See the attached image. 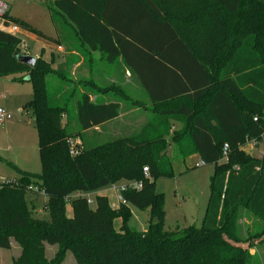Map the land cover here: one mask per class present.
I'll return each mask as SVG.
<instances>
[{"label": "trees", "instance_id": "1", "mask_svg": "<svg viewBox=\"0 0 264 264\" xmlns=\"http://www.w3.org/2000/svg\"><path fill=\"white\" fill-rule=\"evenodd\" d=\"M43 2L61 34L57 43L68 44L70 39L76 49L99 51L108 62L122 56L143 77L127 47L144 36L123 32L122 18L111 14L113 0ZM153 6L163 13L154 15L163 30L148 32L145 44H180L179 56L190 63L186 68L185 62H172L164 49L149 55L166 66L174 63L170 70L178 75V71L197 70L198 76L184 84L144 80L151 101L160 106L155 122L148 123L139 136L87 144L77 155L71 154L69 139L84 140L82 133L121 112L119 102L105 103L102 96L93 100L90 92L104 96L118 87H100L91 77L84 82L89 92L71 91L64 97L58 93L59 103H54L47 77H60L62 89L61 84L71 80L69 62L54 66L40 56L33 66L22 63L18 59L22 40L0 31V76L13 75L32 84L33 98L24 109L34 115L42 162L40 173L18 168V179L0 182V248H11L12 239L21 247L13 264H62L68 251L77 264H257V252L238 243L248 242L251 247L259 240L264 245V155L259 158L244 150L249 141H261L264 133V0H174ZM8 18L44 36L28 22ZM127 34L133 37L128 40ZM154 67L151 75L165 71ZM73 114L80 127L76 133L69 129ZM177 116L185 120L184 128L173 133L179 142L177 155L198 154L204 165H214L215 172L202 225L170 231L165 229L164 193L157 191L155 181L173 174L165 137L171 128L169 119ZM225 144H229L227 161L223 160ZM164 164L168 169L163 170ZM119 182H141L142 187L122 191L125 203L118 209L106 196L97 195L93 209L88 195ZM38 191L47 196V219L39 218L29 201V195ZM67 205L72 207L71 216ZM130 206L151 210L146 230L129 227ZM241 209L261 222L260 229L240 232ZM116 218L123 222L119 230L114 226ZM48 243L58 246L52 259L46 257Z\"/></svg>", "mask_w": 264, "mask_h": 264}, {"label": "rangeland", "instance_id": "2", "mask_svg": "<svg viewBox=\"0 0 264 264\" xmlns=\"http://www.w3.org/2000/svg\"><path fill=\"white\" fill-rule=\"evenodd\" d=\"M8 4H11V10L10 15L12 17H15L17 19H20L22 21L28 22L32 25L33 28L37 29L41 33L47 34L48 36H54L55 37V31H54V24L52 21V18L50 16V12L43 2L44 0H4ZM1 24V22H0ZM23 29V28H22ZM26 30H22L20 32V35L23 38H25L30 45V48H37L40 46L41 43H46L43 38L41 39L36 34H33L28 31L29 34L35 36L36 41L33 39L26 38L24 33ZM27 34V32H26ZM42 41V42H40ZM23 43V41H22ZM61 45H65L64 43H60ZM22 49V47H20ZM90 53V51L88 52ZM89 55V54H88ZM90 59H92L93 64L96 66L97 70L95 72L88 73L87 70L90 68ZM104 60V59H103ZM53 62L54 66H57L60 61H68L71 65V80L67 81L66 84H61L60 89V83L59 78L55 77L53 75H50L47 77L49 90L51 92V96L56 98L54 103H59L60 98L57 97L61 94L62 97L67 96L70 94L71 91L76 92H89L88 89L85 87H88L85 85L84 82L86 80H89L94 75L98 76V80H100L98 85H101L100 87L106 88L110 87L112 85H115L118 87L117 91H110V93H106L107 100H116L120 103V115L116 119L118 121H110L109 123H106V125L103 126L101 133H107L110 132L111 135L112 132H115L119 127L121 128V123L123 124V121L128 117L130 119L128 120V124H132V126H136L137 128L133 131L129 137H136L139 136V134L147 128V124L151 122H155L154 113L159 112V107L156 104H150L149 100L145 98L142 94L141 89L139 86H127L126 84H121V81L113 82V80L105 79V76H110L112 78H116V73L119 72V69L122 67L121 65L117 66V64L112 63V65L109 62H104L98 55H90V56H84L83 51H80V55H74L67 57L66 54L63 55V53L58 57V60H50ZM80 62V65H77V63ZM101 63V64H100ZM123 64V63H122ZM104 66L103 69L105 72H100L99 66ZM107 65V66H106ZM76 66V67H75ZM96 73V74H95ZM111 78V79H112ZM94 79V78H93ZM65 85V86H64ZM114 86V87H115ZM31 90L32 86L30 83H28L27 87ZM75 89V90H73ZM98 90V89H96ZM112 90V89H111ZM95 91V90H94ZM58 93H61L58 95ZM91 98L93 96L94 99H98V97L106 96L102 95L100 92H90ZM98 96V97H97ZM33 98L32 93L30 92L29 100ZM77 101V96L72 98V104L75 105ZM74 109V108H73ZM73 111V110H72ZM13 114V113H12ZM154 114V115H153ZM25 118L27 117H21V116H15V119L21 120V125H15L11 126L8 135L3 133V130H0V143L3 145L2 154L9 158L10 160L18 162V165L23 168V170L26 171H33L40 173L41 164L39 159V144H37L38 140V130L35 128V124L27 125ZM114 119V120H116ZM170 119H174L175 121H178L182 124V128H184V118L182 117H172ZM64 121H66V118H64ZM19 123V122H16ZM71 126H69L70 131L73 133H76L80 127L78 126L77 120L75 118V115L73 114V117L71 118ZM1 128V127H0ZM180 129V130H181ZM118 131V130H117ZM96 131H86L83 134L85 135V139H81L79 137H73L71 138L72 141L78 140L80 143V151L83 149L84 146L87 144L92 146V144L96 143H104L107 140L111 138H116L118 134H115L116 136H107L106 134H100V136L96 137V140H91L92 134H94ZM100 133V132H99ZM119 133V132H118ZM80 134V137L81 135ZM127 136V135H123ZM122 136V137H123ZM70 140V139H69ZM86 141L84 143L83 141ZM244 150L246 152H249L250 154H253L254 156H260L262 155L263 151V144L261 142H258L255 144L252 141H249L245 146ZM169 156L171 157L172 161V172L173 174L170 177H163L160 176L155 181V188L158 192L164 193V199H165V229L166 230H174L176 228H186L190 225H195L196 227H200L203 223V217L206 211V208L208 206V199L211 193V177L214 174V165H202L195 167V164L200 161V159L196 156L187 157L185 160L179 159L173 156V153L170 152ZM169 157V159H170ZM35 163L39 165V171L38 166H35ZM6 167V166H4ZM169 166L162 165L163 170L168 169ZM20 168V167H19ZM21 168V169H22ZM9 170L8 173L4 176H13L16 175V171L13 170L10 166L7 167ZM36 169V170H35ZM3 174V173H1ZM2 175H0V180L2 179ZM124 183V182H123ZM122 182L111 184L108 187L104 188L102 193L108 198V202L111 205L113 209H118L120 207V200L118 198V194L116 193L114 187H119L123 185ZM90 201L93 200L94 195L88 196ZM38 197L37 199H39ZM45 204V198L42 196L40 200L35 204L37 211L39 214L37 215L41 219H47L49 218V212L45 210L44 208ZM92 208L94 209L96 207L95 201L93 200V203L91 204ZM67 213L69 216L73 214L72 207L70 205H67ZM150 209H138L134 206H130V216L128 218V225L130 228L137 230V231H143L147 228L148 223L150 221ZM239 221H238V228L242 234H244L245 230L254 231L255 229H260L261 222L257 220L255 216H253L252 213H249L245 209H241L239 212ZM156 220V219H155ZM122 220L120 218H116L114 222V226L117 230H119L122 226ZM13 242V250H2L5 256H1L0 260L3 261V264H8V262L11 263V257L12 255H17V250L20 251L18 256L21 253V247L18 243V241L15 239H12ZM259 240H255L254 243L256 246H249V243H238V245L242 246L245 249H249L250 252L256 253V256L254 258V262L257 264H264V245H261ZM2 249V248H1ZM58 251L57 245H51L46 244V257L47 259H52L57 254ZM62 264H77L76 258L74 254L70 251H68L66 257L64 258V261Z\"/></svg>", "mask_w": 264, "mask_h": 264}, {"label": "crops", "instance_id": "3", "mask_svg": "<svg viewBox=\"0 0 264 264\" xmlns=\"http://www.w3.org/2000/svg\"><path fill=\"white\" fill-rule=\"evenodd\" d=\"M166 1H174V0H113V2H111V7H113V9H111V14L113 15L112 17H114V19L122 18L120 21V25L123 29V32L124 33H125V31L131 32L133 35H136L138 37L144 36V38H142V40L140 42L135 43V44L127 47L132 52V57H131L132 60H134V62L136 64H138L143 69L144 74H143V77H140L138 71H136L134 67L125 63L124 58L121 56L118 59H116L115 61L109 62L111 65H112V63H114V64H117V66H119V65L122 66L119 69V72L116 73V78H112V77L106 75L105 79L113 80V82L121 81V84L123 83V84H126L127 86H131V85L136 86V87L139 86V88L142 91L143 96L149 100L150 104H154V103L151 101L152 99L150 98L149 94L147 93V91L144 87V84H145V82H143L144 80H146V82L148 84H153V83H167L168 84V82H171V84H173V83L184 84V83H189L191 81V79H194L198 76L196 73L197 70L194 73L193 72L190 73V72H186V71H184L182 73V72L178 71L179 75H182V77H183L182 79H180L178 74H176L174 71L170 70V68H175L174 63H180V62L184 63L185 62L184 63L185 66L190 63L188 61V59L182 60L181 59L183 57L182 55L179 56L181 49H182L181 48L182 46L180 44L168 43L167 45H164V46L161 44H157V43L152 45V46L145 44L147 42V40H146L147 35L146 34L148 32H151V30H154V29H158V31L163 30V28L160 25H156L154 22V15L160 16L163 13L160 11V9H158V8L155 9L153 5H157L158 3H163ZM10 6H11V4H10ZM120 6H123V8H120ZM117 7L120 9H116ZM22 30L25 31V29H22L20 27L19 32L17 34H15L23 41V43L21 44L22 49H20L21 50L20 54H23V55L29 54V55H32V56L37 57V58L42 56V58H44L47 61H50L53 59L55 61L58 60V57H60V55L62 53H63V55L66 54L67 57H69V56L71 57L74 55H80L81 50L73 47V45L70 44L73 42L69 38H68L69 41H67L68 44H65V45H61L55 41V40H58L61 38L60 37L61 34L59 33V31H57V29L55 28V25H54V31L56 34L55 37L54 36H48L47 34H44L42 32V34H44V36H42V37L39 36V37L41 39L43 38V40L46 43H42V44L40 43L39 44L40 46H38L37 48H30V45L28 44L27 40L25 38L22 39V37L20 35V32ZM0 31H3V29L1 27H0ZM164 31L166 33L168 32L167 29H164ZM26 32H27V34H26ZM26 32L24 33L26 38L33 39L36 41V39H35L36 37L29 34L27 29H26ZM65 37H67V35ZM132 37L133 36L128 35L127 39L129 40ZM40 42H42V41H40ZM60 43H62V42H60ZM127 48H126V50H127ZM154 49H164V50L169 51L170 59L174 63L173 64L168 63L166 66V65H163V64L157 62L153 56L149 55L150 52ZM176 52H178V53H176ZM83 54H84V56L98 55V56H100L102 61L108 62L106 59H104V56L99 51L91 50L90 53H88V50H83ZM140 54H142V55H140ZM144 54H147V55H144ZM60 63H63V61H60L59 64ZM89 64H90V68H88L87 72L88 73L95 72L97 70V68L93 64L92 59H90ZM77 65H80V62L77 63ZM184 65H182V66H184ZM154 66H157V67H159L165 71L163 73L151 75L150 70L152 68H155ZM99 68H100L99 69L100 72H103V73L105 72L103 69H101V68H105L104 66L101 65V66H99ZM186 68H187V66H186ZM92 78H94V80H96L97 83L100 82V80H98V76L94 75V77H92ZM28 83H30V81H18L16 79H14L13 75L12 76H0V106L5 108L8 112L13 113L12 114L13 119L7 120L3 125L0 126L1 127L0 130H3V133H5L6 135H8L11 126L13 128V126L21 125L20 123H22V119L21 120L15 119V116H21L22 118L24 116L27 117V118H25V120H26V124L28 126L35 124V118H34L33 113L24 109V106L28 103L30 92L33 95V88L31 90L29 89V87L26 88ZM31 86H32V84H31ZM171 88H173V85L171 86ZM106 97H107V95L104 97H101L105 103L112 101V100H107ZM92 99L95 100L93 98V96H92ZM113 101H116V100H113ZM129 119H130V117H128L124 120H120L121 122L123 121V124L121 123V128L119 127V129H117L118 131L116 130L115 132H112V134H114V135H111L110 132H108V131H107V133H101L102 128L104 125H106V123H104L100 126H96L94 128H91V130L96 131L94 134H92L91 140H96L95 136L99 137L100 134H106L107 135L109 133L107 136H116L115 134H118V136H116V137H122L123 135H127V136L131 135L137 127L132 126V124L129 125L128 124ZM112 121H118V120L116 119V120H112ZM16 122H19V123H16ZM109 122L110 121H107V123H109ZM169 124L171 125L169 135L165 137V139L168 142V148L166 151V156L170 157L169 153L172 152L174 157L185 160L189 156H187L186 158H183V157L177 155L176 145L179 142L175 141L173 139V133L176 131H179L182 127V124L178 121H175L174 119H169ZM91 130H89V131H91ZM154 132H155V130H154ZM37 144H38V140H37ZM2 149H3V145H1V143H0V175H2V177H3L0 180V182L5 181V180L18 179L20 177L18 168L20 167L19 168L20 170H23V168L18 165V162L10 160L9 158L5 157L1 153ZM263 152H264V145H263L262 155H260L259 158H261L264 155ZM192 156H196L200 159V161H198L195 164V167H198L197 164L202 162L201 156L198 154H191L190 157H192ZM256 157H258V156H256ZM39 159H40V148H39ZM170 159H171V157H170ZM40 164H41V169H40V171H41L42 170L41 159H40ZM36 165L38 166V171H39V165L37 163H35V166ZM4 166H6V167H4ZM8 166H10L13 170L16 171V175H14L15 177L4 176L9 171L7 169ZM23 171H26V170H23ZM26 172H29V171H26ZM30 172H33V171H30ZM1 173H3V174H1ZM33 173H38V172H33ZM114 189H115L116 193L118 194V198H119L118 189H116L115 187H114ZM102 191L103 190H100V191L94 192L93 194H90V195H94V198L97 195H104L102 193ZM90 195H88V196H90ZM42 196L45 198V202H46L47 196H45L43 191H38L36 193L32 192L29 195V201L31 202V205L35 206V204H37V202L40 200V198ZM38 197H40V198L37 199ZM39 212H41V211L40 210L37 211L36 206H35L36 215H38ZM148 225H149V223H148ZM13 247H14L13 242L11 243V248H9V249L1 247L2 249L0 248V258H1V256H5V254L3 253L2 250H5V249L6 250H13ZM19 252L20 251L17 250V253H16L17 255H12L11 263L8 262V264H13L14 259L17 258ZM0 264H3L2 260H0Z\"/></svg>", "mask_w": 264, "mask_h": 264}, {"label": "built area", "instance_id": "4", "mask_svg": "<svg viewBox=\"0 0 264 264\" xmlns=\"http://www.w3.org/2000/svg\"><path fill=\"white\" fill-rule=\"evenodd\" d=\"M10 10H11L10 4H8L4 0H0V22H1L0 27L3 29V31L7 32L8 34L15 35L19 32L20 26L15 21L8 18L10 16ZM11 119H13L12 113L8 112L5 108L0 106V126L3 125L7 120H11ZM261 138H262L261 141H257V140H251V141L254 142L255 144H257L258 142H261L264 145V133L261 136ZM69 143L71 145V154L77 155L80 152L79 141L69 140ZM228 150H229V144H225L224 149H223V155H224L223 160L224 161H227L228 159V154H227ZM203 164L204 162L202 161L198 163L197 166H202ZM143 170L146 173V175L149 177L150 172L148 170V167H144ZM141 187H142L141 182L124 183L123 185L119 187H115L116 189H118L120 203H125V200L121 195L122 191H124L127 188H134V189L140 190ZM89 202L93 203V200L90 201L89 199Z\"/></svg>", "mask_w": 264, "mask_h": 264}, {"label": "water", "instance_id": "5", "mask_svg": "<svg viewBox=\"0 0 264 264\" xmlns=\"http://www.w3.org/2000/svg\"><path fill=\"white\" fill-rule=\"evenodd\" d=\"M18 59L25 64H28L30 66H33L37 60V57H34L32 55H23V54H19L18 55ZM158 221V219L154 220V223H156Z\"/></svg>", "mask_w": 264, "mask_h": 264}]
</instances>
